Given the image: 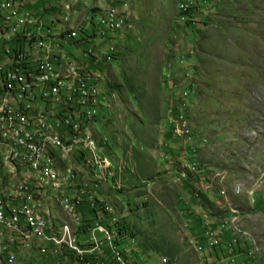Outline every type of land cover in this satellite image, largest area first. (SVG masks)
<instances>
[{"label":"rangeland","instance_id":"1","mask_svg":"<svg viewBox=\"0 0 264 264\" xmlns=\"http://www.w3.org/2000/svg\"><path fill=\"white\" fill-rule=\"evenodd\" d=\"M82 3L69 5L60 23L40 1L24 8L57 33L80 26ZM98 17L89 13L84 26L98 28ZM127 21L112 37L115 59H98L103 103L96 126L87 128L107 161L102 172L96 166L98 194L112 211L101 222L116 231L115 217L133 233L126 246L117 231L113 239L129 264L168 260L143 242L171 250V264H218L228 252L235 264H264V0H133ZM101 39L89 43L99 47ZM85 173L93 179L89 166ZM234 184L242 186L237 196ZM79 209L95 221L86 205ZM228 213L242 222L244 245L222 243L218 256L198 251L204 221L219 224ZM32 253V264L63 263Z\"/></svg>","mask_w":264,"mask_h":264},{"label":"built area","instance_id":"2","mask_svg":"<svg viewBox=\"0 0 264 264\" xmlns=\"http://www.w3.org/2000/svg\"><path fill=\"white\" fill-rule=\"evenodd\" d=\"M42 4V10L52 17L51 22L62 21L64 11L69 6V0H37ZM119 0L107 2V11L112 13V21L100 23L102 29V54H106L107 36H111L115 22V4ZM30 0L11 2L10 7H3L0 0V227L5 228L6 237H14V244L0 245V264H32L33 253L41 257L62 254V258L77 251H85V260L80 264H120L117 261H107L105 240L108 234L101 230V221L98 218L97 206L88 205V196L94 192L93 180L86 179L85 172L69 170V176L90 181V188L79 189L80 199L77 204L86 205L89 213H95V221L85 223L84 213H76V205L71 209L79 223V238L71 245V250H64L61 245V228L52 226L53 212L49 211L50 192L62 193L64 198L73 186L55 187L51 182L50 161L45 165L36 164V172H29L28 157L31 150V136H29L28 120L32 116L46 115V124L41 126V139H48V147L52 144H62L72 151H80L83 161L86 140L79 147L70 146L68 133L76 129V97L77 85H65L64 88H55V92H47L46 83H52L53 67L64 58H71L75 62L76 56H84L85 51H91L89 43L92 28L86 33L73 31V39L67 40V48L57 62H49L48 56H40L41 47L51 48L55 45L54 32L50 27L41 23V15L36 10L25 9ZM126 2H124V7ZM56 14V15H55ZM104 24H111V31H104ZM45 28V29H44ZM84 38V39H83ZM8 43H15V51H8ZM71 50V51H70ZM99 55L92 54L91 60H86L84 69H93L97 81L96 68ZM112 58H108V61ZM7 61H14V68H7ZM37 67H45V75L37 76ZM82 76V72L80 75ZM98 83V81H97ZM85 88V87H84ZM99 83H98V99ZM96 100L94 102H96ZM32 104L47 106V114L32 111ZM85 121V119H84ZM187 131V128L184 129ZM11 147H18V162L21 170H14L8 151ZM189 165V164H188ZM190 166V165H189ZM195 170L194 165H191ZM235 187V184H234ZM250 191V190H249ZM253 189L249 192L251 195ZM84 215V216H83ZM112 218V223L116 224ZM207 224V223H206ZM241 221H234V214H227L225 224H207L203 232L205 245H198L197 249L209 252L222 243L228 249L244 245L246 238L242 236L246 231L242 229ZM118 230V226H117ZM25 231H33V238H25ZM230 234V238H225ZM238 238V239H237ZM90 248H97V257L94 261H86V252ZM118 252V251H117ZM231 252L221 258L218 264H235ZM249 255L252 251L248 252ZM50 258V260H51ZM45 263V261H43Z\"/></svg>","mask_w":264,"mask_h":264},{"label":"bare ground","instance_id":"3","mask_svg":"<svg viewBox=\"0 0 264 264\" xmlns=\"http://www.w3.org/2000/svg\"><path fill=\"white\" fill-rule=\"evenodd\" d=\"M112 1L113 0H106L104 5L99 6L95 4L92 5L94 0H69V5L71 6L73 5L76 7L77 4L83 2L82 4L85 7V11L81 12L79 10L80 14L78 16L75 15V17L77 18L79 16L82 17V19H80V26L77 27V29L82 28L84 26L85 22L83 20H87L88 14L89 13L91 14L92 12L99 15L98 19L96 20V24H92L94 26L95 25L98 26V28L94 30L95 37L98 34L102 36V29L100 23H107L112 21V13L107 11V9H105L107 2H112ZM131 1L133 0H119V2H116L114 18H118V21L115 22V26L111 34L112 37L117 31H120L121 29L123 30L125 25L126 27H128L127 19L129 18V14H130ZM11 2H16V1L11 0ZM124 2H126L125 7H124ZM90 5L92 6L90 7ZM3 7H10V0H3ZM68 7L69 6H67L66 9ZM76 11H78L77 8H75V12ZM0 12H1V4H0ZM69 16L70 15L67 14V16H64L62 18V20L67 22ZM74 29L62 30L61 32L57 31V33L54 32V36L56 37L55 45L49 48V51H48V47H41L40 56H48L49 62H57L59 57H61V55L64 53L65 50L64 45H67V40L73 39ZM104 31H111V24H104ZM112 37L111 39H108L106 42V54L101 53L102 46L97 47L93 45L91 46V51L84 52V56H77V58L79 57L78 59L81 61L80 64L79 62L77 63L76 61L71 63V58H64L63 61H61L59 64H56L53 67L52 83H46L47 92H55V88H64V84L65 85L75 84L77 85V95H78L76 97V104L79 105L80 103L82 106L84 105L86 106L87 104V107H89V109L87 108L89 115L95 113V109L98 108V99H99L98 98L96 100V95H98V83L95 80V78L94 81L92 80L93 83L89 82L90 81L89 78L94 74V70L88 69L90 71V74L89 72L83 73L84 67L82 65V62L84 64L86 60L92 59V54L99 55L97 58V64L99 63L98 59H100L101 57L103 58L102 60L103 63L109 62L108 58H112V54L110 52L116 50L115 44L112 42ZM8 51H15V47L12 46V43H8ZM7 68H14V61H7ZM81 72H82V76H74V75H80ZM97 72L99 73V71L96 70V75L98 74ZM44 75H45V67H37V76H44ZM92 77H94V75ZM99 93H101L100 89H99ZM95 100L96 102H94ZM32 111H37V113L39 114H47V106H39V104H32ZM78 112L80 111L78 110ZM83 119L79 117L76 122V129L73 131V133H68V140H70V146L72 147H79L82 145V141L86 140L84 153L87 151L90 152L91 159L88 158L87 156L88 153L87 154L85 153L83 156V161L81 159H73V158H80V151H72L71 154V148H68L66 145L52 144L50 147H48V139H41L39 144V135L41 133V126H45L46 124V115L32 116L28 120L29 136H31L32 138L31 148H38V150H31V153L28 157L29 172H36V164L45 165L49 160L52 165L51 182L55 185V187H66V178H67V184L73 186L69 189V194H67L65 198L62 193L50 192L49 211L53 212L52 226H58V228H61L62 230L61 245L63 246L64 250H71V245H74L75 239L79 238V223L76 219V215L72 214V210H71L74 207V205L78 203L80 199L79 189H85V187L90 188V181H86L82 178H76L75 176H69V170L72 169L74 171L85 172V167L89 166V170L91 174L90 173L88 174L91 175L93 179H96V177L98 179L99 172L97 173L96 166L97 167L99 166L100 172H102V168L104 166L103 163L104 164L107 163L106 160L104 159L102 160L96 154L93 135H87V128H91L92 122H90L89 120L88 123H84ZM0 149H2V141H0ZM8 159H11V166H14V170H21V162H18V147H11V149L8 151ZM74 162H77L76 164L77 166H75ZM100 178L103 179L102 177ZM97 179L93 180V188L95 190L93 193H91L88 196V205L97 206V209H99V206L101 207L100 211L98 212V216H99L98 218L101 221L103 215L105 214L110 215L112 211L110 206L105 205L106 203L105 204L102 203L100 195L98 194L99 185ZM240 186L241 184H237L235 187H233V193L236 196L240 194L237 192H241L242 186L241 187ZM80 206L82 205L81 204L76 205V213ZM81 213H83L82 210ZM112 218L116 220L115 217H111V221ZM225 218L226 216H224L223 219L220 220V222L218 221L219 224L227 223V219ZM206 223L216 224L214 222L208 223V221H206ZM101 230H103L105 233L108 234V240H105V248H107L108 250L110 249V253L114 255L115 259L117 257V261L120 264H129L125 259H122L124 255L120 251H118L114 246L113 239H114L115 230L113 231L111 227H109L108 225L104 226L102 222H101ZM25 238H33V231H25ZM6 244H14V237H6L5 228L0 227V245H6ZM90 257H97V248H90L89 251L86 252V258H90ZM52 258L53 260L57 258L58 262L59 261L63 262L62 264H80L83 260H85V251H77L63 258H62V254H55L54 257ZM59 264L61 263L59 262Z\"/></svg>","mask_w":264,"mask_h":264},{"label":"trees","instance_id":"4","mask_svg":"<svg viewBox=\"0 0 264 264\" xmlns=\"http://www.w3.org/2000/svg\"><path fill=\"white\" fill-rule=\"evenodd\" d=\"M188 9H190V7H187ZM188 9H186L187 11H188ZM188 13V12H187ZM87 25V26H86ZM85 25V27L83 26L82 28H78L77 29V31L79 32V33H86L87 32V29H89V28H91V26H90V24H86ZM87 28V29H86ZM94 30H95V28L94 27H92V30H91V32H90V35H87V37H89L90 39L91 38H93V37H95V33H94ZM112 36H107V38H111ZM84 39V38H83ZM87 41H89V40H87ZM100 41V40H99ZM102 41V43H103V39L101 40ZM115 56H116V51L112 54V59H115ZM79 58V57H78ZM77 58V56H76V59H75V61L78 63L79 62V64H80V60ZM91 60V59H90ZM99 64V63H98ZM96 65V64H93V63H91L90 65H92V67L93 68H96V70H98L99 69V66L100 65ZM86 65V62L84 63V65H83V67ZM87 73V72H90L88 69H86V71H85V69L83 70V73ZM85 76V75H84ZM90 82V81H89ZM91 83H93V82H91ZM88 84H90V83H88ZM95 85V84H94ZM191 86L192 85H189V89L191 88ZM78 96V95H77ZM98 95H96V97H97ZM99 99H98V108L97 109H95V113H93V114H91V115H89V113H88V111H87V108L89 109V107H87V104H86V106L84 105V106H82L80 103H79V105L78 104H76L77 105V107L79 108H77L76 109V119H78L79 117L80 118H84L85 119V117H86V119H85V121H83L84 123H88V121L90 120V122H92V124H91V126L93 127V125H95L96 126V120L100 117V114H101V107H102V93H100V96L98 97ZM101 100V101H100ZM83 108V109H82ZM82 111H81V110ZM78 110L80 111V112H78ZM84 112H86V113H84ZM96 112H97V114H96ZM87 114V115H86ZM79 115V116H78ZM82 116V117H81ZM84 116V117H83ZM185 131V130H184ZM106 140V139H105ZM103 142V143H102ZM105 143V141L103 140V141H101L100 142V146L102 145V144H104ZM193 152H194V150H193ZM85 154V153H84ZM84 154H83V156H84ZM102 158H106V159H108L106 156H103ZM196 164V163H195ZM196 169L197 170H200L201 169V167H200V165L198 164V166L196 165ZM111 168H112V166L110 167V174H108V176H112L113 175V173H112V171H111ZM108 176H107V178H108ZM115 176V175H114ZM114 176H112L113 178H114ZM98 180H101V178L99 177L98 179H97V181ZM85 189H87V187H85ZM144 192V191H143ZM81 205H84V204H81ZM100 209H101V207L99 206V209H97V213L100 211ZM77 213H80L79 212V209H78V211H77ZM94 215H95V213H94ZM84 216V215H83ZM83 220H85V223H90V221L89 220H91L90 219V217L88 216V217H86V216H84L83 217ZM112 225L116 228V231L118 232V235L120 236L119 237V240H120V245L121 246H126V241H125V239L126 238H132V236H133V233L131 234V233H129L130 231H128V226L126 225V223L123 221V220H120V219H117V221H116V224H113L112 223ZM111 225V226H112ZM117 226H118V230H117ZM204 227V229H203V231L201 232V234H203V232L205 231V229L207 228V224H206V222L204 221V225H203ZM115 231V232H116ZM115 232H114V235H115ZM115 238V237H114ZM143 246H144V249L147 251V250H152V251H155V252H157V253H162V254H164V255H166V256H168V260L167 259H165L161 264H171V260H173L174 258V253H172L171 252V250H169V251H167V250H163V246L161 247V245H159V244H157V243H155V242H143ZM114 246H115V248L118 250V251H120L121 250V253L123 254V250H122V248L121 249H119L117 246V244H116V242H114ZM107 251H109L108 249H107ZM130 252V249H128V247L126 248V250L124 251V253H126L127 255H129L128 253ZM223 252V250H222V247H221V245H219L218 247H215V248H213L211 251H210V254H215L216 256H218V254L219 253H222ZM111 254V253H110ZM109 253H107V261L109 262V263H112V261H115V257H114V255H110ZM225 256V255H224ZM113 259H112V258ZM226 257V256H225ZM95 258L96 257H90V258H86V261L88 260V261H94L95 260ZM135 262L137 263V259L135 258Z\"/></svg>","mask_w":264,"mask_h":264}]
</instances>
